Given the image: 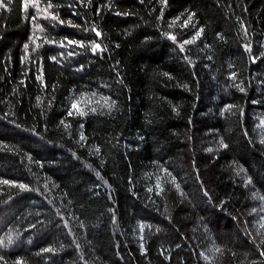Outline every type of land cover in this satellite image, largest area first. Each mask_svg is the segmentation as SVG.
Wrapping results in <instances>:
<instances>
[{
    "label": "trees",
    "instance_id": "trees-1",
    "mask_svg": "<svg viewBox=\"0 0 264 264\" xmlns=\"http://www.w3.org/2000/svg\"><path fill=\"white\" fill-rule=\"evenodd\" d=\"M3 3L0 264H264V0Z\"/></svg>",
    "mask_w": 264,
    "mask_h": 264
},
{
    "label": "snow or ice",
    "instance_id": "snow-or-ice-1",
    "mask_svg": "<svg viewBox=\"0 0 264 264\" xmlns=\"http://www.w3.org/2000/svg\"><path fill=\"white\" fill-rule=\"evenodd\" d=\"M2 7H6V4L3 3V0H0V8H2ZM25 7H27V5H26ZM49 7H51L50 4H49ZM53 18H55V17H53ZM93 31H95V29H93ZM96 35L99 36L100 33H99V32H96ZM172 39H175V37H172ZM68 43H69V44H72V43H74V42H73V41H68ZM25 47L27 48L28 46L25 45ZM99 47H100L99 44H95V45L93 46V49H92V50H93V51H96ZM70 54H71V53H70ZM53 59H55V57H53ZM73 107L75 108L76 105L74 104ZM5 183H7V181H5ZM21 187H23V185H21Z\"/></svg>",
    "mask_w": 264,
    "mask_h": 264
}]
</instances>
